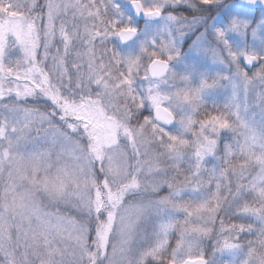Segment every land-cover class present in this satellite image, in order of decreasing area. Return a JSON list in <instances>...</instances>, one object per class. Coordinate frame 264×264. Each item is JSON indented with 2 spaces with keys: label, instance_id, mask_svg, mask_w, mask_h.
<instances>
[{
  "label": "snow or ice",
  "instance_id": "1",
  "mask_svg": "<svg viewBox=\"0 0 264 264\" xmlns=\"http://www.w3.org/2000/svg\"><path fill=\"white\" fill-rule=\"evenodd\" d=\"M3 7L0 3V15ZM111 12L118 30L110 37L115 49L135 44V54L153 65L170 89L163 106L171 104V120L144 106L150 104L146 98L134 115L140 123L158 125L153 136L168 149L175 146L178 117L186 125L180 139L195 164L187 174L177 168L170 176L162 167L168 153L153 157L141 151L134 134L123 151L119 138L116 149L105 151L82 135L87 125L81 127L80 118L65 116L42 93L25 96V104L40 99L48 109L34 106L15 122L4 117L0 140L15 152L29 184L21 197L28 218L37 219L45 238L67 233L86 242L87 264H230L224 257L244 247L241 235L253 231L233 217L252 214L264 222V208L241 212L235 202L244 185H237L229 201L225 166L205 164L209 157L219 161L221 146L226 160L241 147L237 135L264 126V0H112ZM178 176L184 177L182 185ZM188 184L205 194L183 198ZM255 243L248 241L247 247Z\"/></svg>",
  "mask_w": 264,
  "mask_h": 264
},
{
  "label": "rangeland",
  "instance_id": "2",
  "mask_svg": "<svg viewBox=\"0 0 264 264\" xmlns=\"http://www.w3.org/2000/svg\"><path fill=\"white\" fill-rule=\"evenodd\" d=\"M9 2L17 5L18 8L9 10L7 6ZM99 2L102 10L104 9L103 14L112 19V0H99ZM0 3L4 4L3 15H0V70L7 73L11 70H23L32 57V51L38 50L42 56L53 48L51 45L54 41L50 39V32L54 33L62 52L71 53L73 56L71 65L66 63L67 69L74 71L77 75V70L81 67L79 64L85 65L83 73L85 83L82 84L83 78L80 77L77 79L80 91L77 90V84L73 89L81 93L85 101H88L93 92L92 109L90 106L87 107V104L85 111L77 110L79 104L77 105V101H72L63 109L65 116L80 118L83 122L80 126L87 125L86 132L82 135H87L92 143L98 141L104 146L105 151L116 149L118 138L119 150L123 151V146L131 141L132 134L142 146V151L143 130L146 124L133 118L128 111L129 104L123 102L122 95L128 99L132 98L134 109L138 110L143 99L146 98L150 104L144 106L163 107L169 111L171 104L163 106L164 102L169 100L168 92L170 91L168 85L161 83L164 77L158 81H151L145 75L142 83L126 82L127 93L124 90L117 92L119 89L114 86V79L107 74H101L96 69L89 48L95 37L85 25L80 26L81 0H0ZM44 5H47V9ZM34 21H39V31ZM116 33L109 36L113 37ZM136 49L135 44H129L128 47L116 51L119 54L122 52L134 54ZM57 72L60 74L59 71ZM97 91L99 95L96 94ZM23 114L24 109L20 106L0 108V120L9 117L10 122H15ZM129 118L132 120L131 124ZM185 129L186 125L178 118L175 128L176 137ZM253 136L255 135L252 131L242 137L243 145L241 144L234 154H240L243 151L256 158L261 165L257 181L261 183L259 186L264 191V152L262 150L264 147L258 144V136H255V139ZM0 145H3L0 153L4 155V163L0 164V204L2 205L0 208V261H7L5 264H15L13 260L19 258L32 262L31 264H35L36 261L40 262L36 264H70V262L78 261L83 255L85 258L83 264H85L88 256L86 242H77L75 237L69 238L67 233L60 235L49 233L45 238L42 234L43 230L38 227L37 219L32 217L29 220L25 201L21 199L25 190L29 188V185L24 183V172L17 163L15 153L9 152L6 147L7 141L0 140ZM193 160H195L194 157ZM217 161L209 157L206 164L216 165ZM188 189L183 190V195L191 199L200 198L201 194L198 191L194 192L193 187Z\"/></svg>",
  "mask_w": 264,
  "mask_h": 264
},
{
  "label": "trees",
  "instance_id": "3",
  "mask_svg": "<svg viewBox=\"0 0 264 264\" xmlns=\"http://www.w3.org/2000/svg\"><path fill=\"white\" fill-rule=\"evenodd\" d=\"M81 2V14L79 15V17L81 16L80 26L85 25L88 31H90L95 37L89 48L90 53L92 52L96 69H98L101 74H107L114 79V86L119 89L117 92L124 90L125 93H127L126 82L133 84L136 82H143V77L146 75V69L148 66L147 60L142 59L135 53L129 54L122 52V54H119L111 43L109 36L115 34L118 30L112 19L103 14L104 9L102 10L99 0H81ZM34 24L37 28L40 25L39 21H34ZM43 27L44 26L42 25V30ZM37 30L39 31L40 29L38 28ZM50 39L54 41V44L52 43L51 45L53 48L48 50L44 55L42 54V56L38 50H35V52L32 51V57L30 61L25 64L26 66L23 70H11L9 73L0 70V97L6 98L0 99V108H3L4 106L12 108L20 106L24 110H29L35 106L42 112L46 111L49 105L45 103V101L40 99H29L25 104L22 99L25 96H38L42 93L44 96L49 97L51 103L57 105L61 109H65V107L72 101H77V105L79 104L77 110L85 111V106L87 104V107L90 106L92 109L93 92L90 95V98H87L88 101H85V97L78 92L80 91V87L78 86L77 79H80L81 77L83 78V80H81L82 84L85 83V74H83L85 65L78 63L81 67L78 68L77 75H75L76 73L67 69L66 66L67 62L71 65V62L73 61L72 54L62 52L59 48L58 39L52 32H50ZM37 54H39V56ZM57 68L60 69V74H58ZM81 72L82 74H80ZM69 75H71V82L69 81ZM76 84L78 91L73 89ZM10 93H15L16 95L11 96ZM62 93H64V95H62ZM17 96L21 98L19 104L14 103ZM122 99L123 102L129 104L128 111L133 115V118L140 121V118L134 115V113L137 112V109H134L132 98L128 99L122 95ZM176 119L178 121V117ZM157 128L158 127L155 124H146L143 130L144 145L142 151L147 150L153 157L157 156L159 153L167 152L168 155L162 157V167L167 168L168 174L170 176H176L177 168L184 170L185 174H187L192 170L190 169V166L195 164V160H193L190 147L180 139L184 132L176 137V141L174 142L175 146L168 149L167 147H161L158 135L156 137L153 136V132ZM253 133L259 138L258 144H261V146L264 147V126H257L253 130ZM236 138L241 141V144L243 143V138L241 136L237 135ZM231 139L232 136L229 134V140ZM6 147L8 148V145ZM21 150L23 151V149ZM262 150L264 152V148ZM128 155L130 156L131 153L128 152ZM218 155L220 159L217 161L216 165L219 163L220 165L225 166L226 173L222 174L225 175L227 181L231 182L232 192L228 194L229 201L233 200L237 185L243 184L244 188L241 190V193L235 202L240 204L241 212H248L249 209H257V211H259V209L264 208V191L259 186L261 183H258L257 181L261 165L256 158L242 151L240 154L235 153L229 155L225 160L222 146ZM169 157L174 159H170ZM211 166H213V163H208L205 165V168L208 169ZM202 176L206 181L208 178V172H202ZM183 179V176L177 177V180L181 185ZM24 183L25 185H29L26 181ZM191 187L194 186L191 184L183 185V190H189L188 188ZM198 192L201 194L200 198L205 194L200 190H198ZM183 198L187 199L189 197L183 195ZM1 206L2 205L0 204V208ZM228 210L231 211V207H229ZM233 219L242 221L246 225H251L253 231L251 233H243L240 239L244 247L234 250L232 253L226 255L224 259H227L230 264H252L253 260H255L256 264H264V247L261 246V244L264 243V237H260L259 240L257 239L258 230L261 229L262 223L264 222L252 214L236 216L233 217ZM248 241H256V243L249 248L247 247ZM207 243L210 249L211 241H208ZM13 261L15 264L32 263L19 258ZM6 262L7 261H0V264H5ZM37 262L39 261H36L35 264ZM85 264H87V259Z\"/></svg>",
  "mask_w": 264,
  "mask_h": 264
},
{
  "label": "water",
  "instance_id": "4",
  "mask_svg": "<svg viewBox=\"0 0 264 264\" xmlns=\"http://www.w3.org/2000/svg\"><path fill=\"white\" fill-rule=\"evenodd\" d=\"M147 75L150 79L152 80H159L162 79L164 76L159 73V71L151 64L148 65L147 67ZM156 111V114L161 118V119H168L171 120L173 118V115L165 108L163 107H156L154 108Z\"/></svg>",
  "mask_w": 264,
  "mask_h": 264
}]
</instances>
